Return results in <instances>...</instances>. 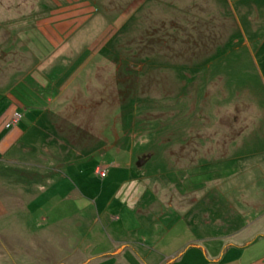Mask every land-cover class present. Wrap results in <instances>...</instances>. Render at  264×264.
Masks as SVG:
<instances>
[{
	"label": "rangeland",
	"instance_id": "obj_1",
	"mask_svg": "<svg viewBox=\"0 0 264 264\" xmlns=\"http://www.w3.org/2000/svg\"><path fill=\"white\" fill-rule=\"evenodd\" d=\"M72 5L82 9L72 17L79 23L48 35L51 26L71 21L63 8ZM0 25V63L13 54L2 50L22 53L29 35L20 40L13 34L23 31L36 35L30 46L51 47L50 58L63 54L65 61H57L71 68L86 63L75 88L64 89L55 116L57 132L71 147L55 205L71 217L39 243L16 234L48 233L35 225L39 213L7 215L3 223L13 236L0 238V264L80 263L85 257L90 260L81 264H166L167 257L170 264H192L195 255L174 262L186 239L181 231L194 233L189 214L176 226V206L189 205L199 190L205 196L196 206L212 211L233 192L264 197V0H0ZM70 72L60 68L51 76L44 90L50 99ZM22 116L15 113L6 127L22 119L25 129L32 113L25 109ZM213 153L233 163L209 166ZM115 192H143L128 200L133 211L123 209L116 223L112 213L100 218L109 204H120L113 203ZM116 234L134 240L138 255H102ZM261 248L258 242L248 250L259 254Z\"/></svg>",
	"mask_w": 264,
	"mask_h": 264
},
{
	"label": "crops",
	"instance_id": "obj_2",
	"mask_svg": "<svg viewBox=\"0 0 264 264\" xmlns=\"http://www.w3.org/2000/svg\"><path fill=\"white\" fill-rule=\"evenodd\" d=\"M74 5L63 8L64 13L67 12L71 17L68 21H71L51 26L52 29L48 30V35L53 33L56 36V31H59L57 29L63 30L65 25H67L66 29H69L73 23H79L76 21L77 19L72 20V17H76L74 12L78 10V7ZM72 7H75V9L71 10ZM39 9H41V6ZM38 26L37 28H39ZM9 28L10 34H13L14 30L11 27ZM26 29L30 28L27 27ZM0 30L2 31L1 27ZM33 33V31H23L21 35L13 34L15 38L20 40L25 39L28 35L29 38L21 49L22 53L16 49L14 51L13 49L2 50L4 54H13L11 55L12 58L8 59L9 61L0 63V238L5 241L13 236L12 233L6 231L9 227L3 223V220L9 214L23 211L39 213L35 225L41 223L46 231L49 230L48 233L44 234V231H39V233L27 235L23 233L21 227H19L21 231L16 233L19 237L26 235L39 241L44 235L51 238V230L56 227V224L65 223L71 217L64 208L55 205L57 186L60 187L66 184V166L71 164L66 158V154L70 152L71 147L66 146V139L57 132L55 116L58 115L57 111H59L62 102L59 99L64 89L75 88L73 80L79 75L80 70L84 68L86 63L83 62L76 65L75 68H71V66H67L68 64L60 62L65 61L63 54L56 58L53 57V59L50 58V53H53L51 47L48 48V46L40 43L34 46L29 45V43H33V37H36ZM24 53L28 54L25 61L22 60ZM16 54H22L21 58H16ZM59 64L60 66L57 67ZM60 68L66 73L71 72L59 84L61 88L59 89L58 86L57 98L50 99L51 96L45 94L44 90L49 91L51 76H54L55 71ZM40 88L43 90L41 93ZM39 101L51 102L52 106L50 108V105H40ZM24 102L27 104L25 109L32 113V119L25 120L27 127L23 129L20 126L22 119H19L14 125L6 127V124L9 123L15 113H19L20 118L24 117L22 116V112L25 111V109H22ZM58 104L60 105L58 106ZM209 143L214 144L215 142ZM229 147L232 148L233 145ZM241 147H244V145H241ZM211 148L212 150L215 149V147ZM222 154H225V152ZM77 157L79 156L77 155ZM209 159V166L211 164L221 165L233 160L229 156H214V153ZM231 162L233 163V161ZM229 167L232 169L231 166ZM226 170L228 171V168ZM215 176L216 174L213 177ZM183 194V192H179L176 197L177 195L182 197ZM212 194V192H209L207 195L212 196ZM135 195L141 196L143 192H115L113 203L117 204L118 202L120 204L115 205L117 207L113 206L111 209H109L111 206L109 204L106 209L101 211L103 215L100 218H103V220L105 218L110 219L109 213H112L111 220L115 223L120 222L123 218V209L126 214L133 211V207L132 205L129 206L130 202L128 200ZM202 196H205V192H201V190L193 192L189 205L187 204L184 207L181 203L174 208L175 213L180 215L176 223L177 227H180V224H182L180 221L185 218L183 214L191 215V218L190 216L189 219L186 218L188 222L194 225V233L191 232L190 234L187 231L183 233L181 231L182 233L179 236L186 239L181 240V249L174 252L175 254L179 253L174 262L179 258L183 261L186 256L187 259H193L191 255H195L196 259L191 261L192 264H264V251L262 248L259 254L248 250L258 242L264 245L263 193L258 191L245 192L243 196L241 192H233V195H229L232 196L231 199H225L221 203L213 205L217 206L215 211L211 210L213 207L209 209L204 207L205 205L196 206L199 200L201 202L200 198ZM45 197L46 200L43 199ZM180 197L177 198L181 200ZM115 200L117 202H114ZM221 213L230 215L221 216ZM233 213L234 216L231 215ZM40 216H43V218H40ZM227 217L231 218L232 222ZM17 221L20 226V220ZM31 228L34 227L31 226ZM133 241L120 238L118 235L114 236L111 238L114 246L110 250L103 251L102 255L115 257L119 260H128V255L130 256L131 252L133 255L134 253L138 255L136 249L133 248ZM6 243L9 244V242ZM44 244H47V242ZM189 249H193L190 254ZM68 250L69 252L72 251L70 247ZM169 259L171 260L169 257L166 258V264H170ZM89 260L90 258L85 257L84 261L80 263L62 262L61 264H81ZM54 261L55 264H60L59 260L54 259ZM143 262L148 264L145 260Z\"/></svg>",
	"mask_w": 264,
	"mask_h": 264
}]
</instances>
